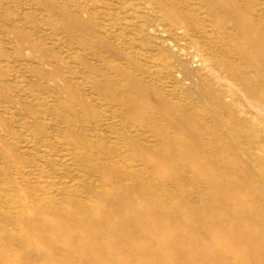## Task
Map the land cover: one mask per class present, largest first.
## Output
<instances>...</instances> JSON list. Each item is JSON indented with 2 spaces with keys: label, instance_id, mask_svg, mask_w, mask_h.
Listing matches in <instances>:
<instances>
[{
  "label": "rangeland",
  "instance_id": "1",
  "mask_svg": "<svg viewBox=\"0 0 264 264\" xmlns=\"http://www.w3.org/2000/svg\"><path fill=\"white\" fill-rule=\"evenodd\" d=\"M38 1L0 0L1 234L27 235L31 229L41 227L38 219L29 221L27 217L31 209H36L34 205L39 200L44 206H51L53 213L65 212L83 222L88 211L76 208L75 203H89L92 205V208L87 206L89 213L102 218L101 224L107 231H123L111 217L128 221L124 212L98 193L112 192L113 186L120 182L135 183V176L146 177L157 187L168 185L169 190L177 191L173 183L160 180L152 174L149 164L142 162L139 158L142 152H138L140 146L151 154L166 155V164H162L165 168L169 164L176 165L175 171L180 166L185 168L180 174L174 172V177L187 183V188L183 186L181 192L190 189L192 194L188 199L192 203L201 202L211 208L214 207L212 192L209 190V197L204 194L209 189L206 181L191 171L175 151L169 150L167 141L183 143L193 154L205 155L209 168L219 177L241 183L244 177L263 175L264 164L259 150L254 148L252 152L241 147L244 155L241 160L239 152L235 157L236 149L233 148L237 139L251 132L264 138L260 125L254 124L250 132L240 134L232 132V122L229 123L226 115L217 111L213 117L205 115L206 108L212 107L207 100L206 83L211 85L217 81V71L223 74L220 64L231 59L229 51L241 49L251 54L254 50L221 7H217L213 34L207 24L200 26L195 22L194 27L189 25L191 30L186 26L188 23L178 24L150 14L141 33L133 29L124 31L118 47L123 55L118 56L103 49L88 52L69 46L70 41L63 34L48 26V18L52 15L48 7ZM110 1L111 11L102 10L106 16L109 12L108 17L112 18L118 15L115 7L118 5L116 0ZM258 1L257 7L264 9V0ZM125 11V23H139V18L127 17L133 14L132 9ZM135 14L145 15L147 10ZM261 27L264 30V24ZM115 38L108 40L116 43ZM100 56L110 59L111 67L103 63ZM113 65L138 79L143 92L126 84ZM186 68L191 76L186 75ZM106 91L119 92L130 100L131 106L126 108L121 103L108 102ZM157 101L163 107H172L175 117H181L186 111L190 113L192 107L200 109L202 113L198 115L203 116L200 127H196L195 116L188 117L197 133L192 136L170 124L166 115L155 107ZM114 110H119V114ZM135 113L152 121L154 128L135 120ZM252 115L257 123L264 124V109L252 111ZM220 138L223 141L217 142ZM218 154L217 161H213L212 155ZM226 154L233 157V167L227 163ZM148 160L156 162L155 156ZM105 162L112 164L113 173L105 168ZM244 162H250L254 170H247ZM125 170L130 174L126 175ZM246 190L249 199L256 200L262 195L264 202V189L259 192L246 186ZM160 192H150L149 196L158 201L163 195ZM96 203L107 213L98 212ZM221 206L229 210L227 205ZM158 209L165 211V207ZM8 212L15 217L14 222L7 220ZM212 212L207 214L208 218H213ZM228 220L235 223L234 218ZM80 229L84 232V228ZM27 240L36 245L41 243L38 235ZM0 242L5 244L4 238ZM52 252L57 254L58 250L52 248Z\"/></svg>",
  "mask_w": 264,
  "mask_h": 264
},
{
  "label": "bare ground",
  "instance_id": "2",
  "mask_svg": "<svg viewBox=\"0 0 264 264\" xmlns=\"http://www.w3.org/2000/svg\"><path fill=\"white\" fill-rule=\"evenodd\" d=\"M38 2L48 7L52 16L48 18L47 24L54 32L63 34L70 41V45H67L88 52L103 49L118 56L122 53L118 47L124 31L133 29L134 32L141 33L143 23L148 20L150 14L159 15L178 24L188 23L186 26L191 30L190 24H193V27L197 24H207L213 34L217 7H221L254 50L251 54L241 49L230 50L228 56L231 59L226 60L224 65L220 64L223 74L217 71V81L211 85L206 83L207 100L212 105L206 108V118L213 117V113L217 111L226 115L229 123L232 122V132H250L254 124H258L261 127L260 133L264 135V124L257 123L252 115V111L260 112L264 109V30L261 27L264 24V9L257 7L258 0H116L118 15L112 18L108 17L109 12L107 16L105 13L106 10L111 11L110 0ZM126 8L133 10V14L127 17L139 18L138 24L125 23L123 15ZM145 9L147 14H135L139 11L144 13ZM120 12L123 14L120 15ZM110 37H116L117 42H110ZM101 57L99 59L111 67V60ZM203 62L206 63V60ZM112 68L122 75L125 83L135 91L143 92L144 88L138 79H133L120 66L113 65ZM185 72L187 76H191L187 68ZM105 94L108 102L121 103L126 108L131 106L130 100L119 92L106 91ZM157 103L155 107L166 115L170 124L189 132L192 136L197 133L196 127L201 126L200 119L203 117L198 115L202 113L200 109L192 107L190 113L186 111L181 117H175L172 107H163L160 101ZM114 112L119 114L120 111ZM194 116L197 123L193 128L188 117ZM133 118L141 120L150 129L154 128L152 121L137 113L133 114ZM216 122L222 124L219 120ZM257 136L251 132L247 137L237 139L238 143L233 147L236 149L235 157L239 152V158H244L240 152L243 146L250 150L256 148L260 155L262 153L264 164V138ZM221 140L222 138L217 142ZM166 143L169 150L175 151L191 171L206 181L209 189L204 194L209 197L210 191L212 192L213 208L201 202L192 203L188 199L192 194L189 188L187 192H181L183 186L187 188V183L174 177V172L180 174V170L185 168L180 166L175 171L174 164L165 168L162 164H166V155L151 154L145 147L140 146L138 152H142L139 155L142 162L148 163L152 174L160 180L173 183L177 191L169 190L168 185L157 187L146 177L135 176V183L120 182L113 186L112 192L98 193L124 212L128 219L124 221L116 216L111 217L112 221L123 229H116L114 233L104 228L101 224L102 218L93 217L92 213H89V208H92L89 203H75L76 208L88 211L83 222L77 216L65 212L61 215L55 214L51 206H44L39 200L34 205L36 209H31L27 217L29 221L38 219L41 227L31 229L27 235H16L12 232L1 234L0 230V240L4 238L5 242H0V264H264V202L262 195L256 200L249 199L246 190V186H250L255 191L262 192L264 173L259 178L244 177L241 183H238L234 179L217 176L213 169L209 168L205 155L193 154L183 143L179 144L173 140ZM153 156L156 162L150 163L148 158ZM219 156L212 155L213 161H217ZM225 156L228 158L227 163L233 167V157L227 154ZM244 166L251 172L254 170L250 162H244ZM105 168L114 172L112 164L105 162ZM129 172L124 171L126 175L130 174ZM156 190L163 194L158 201L149 196L150 192L154 193ZM221 204L227 205L229 210ZM159 207H165V211L159 210ZM95 208L102 214L107 213L98 203ZM210 211H213L212 219L207 217ZM7 214L8 221L16 220L10 215L11 212ZM230 218H234L235 223L229 221ZM35 235L41 239L40 245L27 240ZM52 248H56L58 253L54 254Z\"/></svg>",
  "mask_w": 264,
  "mask_h": 264
}]
</instances>
